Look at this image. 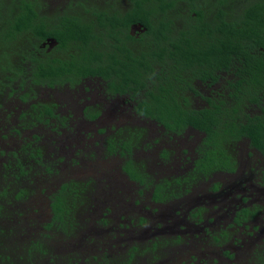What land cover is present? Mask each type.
<instances>
[{
  "label": "trees",
  "instance_id": "obj_1",
  "mask_svg": "<svg viewBox=\"0 0 264 264\" xmlns=\"http://www.w3.org/2000/svg\"><path fill=\"white\" fill-rule=\"evenodd\" d=\"M132 1L126 13H103L78 1L85 12L72 14L50 10L44 0H0V120L8 103L17 100L14 106L27 110L31 124L21 130L12 126L11 134L3 135V141L17 139L21 146L0 147V264L88 260L70 250L60 254L66 240L81 234V216L91 201L83 181L59 182L61 175L53 176L59 172L56 162L47 164V149L32 135L35 121L48 124L43 127L49 131L59 129L49 126L57 116L53 103L39 99L43 88L99 78L113 94L129 95L138 114L166 131L182 134L190 127L204 133L200 173L206 177L235 171L233 146L244 139L264 158V0ZM136 23L146 28L140 37L132 34ZM48 38L66 54L48 53ZM137 39L141 42L134 43ZM198 82L219 84L205 98L208 108L191 104L193 95H200ZM123 130L109 139L110 148L128 155L125 171L132 180L148 183L146 172L130 168L141 133L128 127L126 137ZM168 190L158 184L154 199ZM136 249V258L114 263L107 253L94 258L138 264L142 250ZM256 264H264V251Z\"/></svg>",
  "mask_w": 264,
  "mask_h": 264
},
{
  "label": "flooded vegetation",
  "instance_id": "obj_2",
  "mask_svg": "<svg viewBox=\"0 0 264 264\" xmlns=\"http://www.w3.org/2000/svg\"><path fill=\"white\" fill-rule=\"evenodd\" d=\"M78 1L85 5L95 4L103 11V13L109 12L110 10L112 12L126 13L133 8L134 4L132 0H74V2H72V0H44V4L50 10L59 8L58 10L62 13L68 12L75 14L76 10H82L85 12L84 8L82 9L77 6L76 3ZM69 5L70 7H68ZM167 11L169 12V8ZM54 16L57 17L56 13ZM131 29L133 32L132 34H137L138 37L142 35L141 33L144 34L146 31V28H143L142 24L139 23L134 24ZM140 42L141 40L137 39L134 43ZM73 45L71 44L70 46L71 52H74ZM44 46L48 53H57L59 51L61 54H66V48L59 50V42L53 38H48ZM218 89L219 84L208 87L204 85L203 82H198L197 90L200 95H193L192 98L195 102H191L192 106H195L197 109L208 108L209 105L205 98L210 97L212 92ZM43 90L50 95L52 99L45 100L43 98L42 101L53 103L52 108L57 116L56 118H51V125L49 126H51V128H59L58 130L62 134V136H60L51 133V130L49 131L48 127H43L48 126L45 122L35 121L32 123L34 126L32 135L34 133L38 135L40 143L47 149L45 151L46 154H58V143L60 138L67 137L68 134L69 137L72 136V133L75 131V126H92V123L104 117V108L117 105L113 110L116 114H119V117L115 118L126 123L124 127H144L139 130L141 137L137 140L138 146L133 150L132 154L135 156V154L139 152L141 154V157H139L140 162L132 157L133 164L132 167L130 164V168L138 169L139 167L141 171L147 173L148 169L153 167L163 175L174 176L169 179L162 176L156 181H152L150 178V182L144 184L132 180L125 171V167L130 161L128 155L123 156L119 151L116 152V150L113 153V149H111L109 143H107L106 147H104V156H108V158L119 156L122 159V163L115 169V171L118 176L123 178L125 183L120 186L117 182L111 183V181H108L104 186V191L108 192L107 189L114 185L117 187V189H115L117 192L116 195L119 196V194L124 191L123 189L126 182H128V184L137 185L140 194H144L147 191V188L152 187L153 192L151 194V200L155 205L160 207L163 215L158 217V215H155L156 211L151 209L147 218L134 217L130 212L125 214L122 213V203L119 204V207H121L119 210H122L118 212V214H114L113 211L117 206L114 199V204H106L103 207L104 211L99 215H94L97 208H94L93 199L95 197L99 198L98 196H102L104 192L101 190V193L98 194L100 189L93 181H90V179H81L85 180L83 181L86 184V186H84V189L86 190L85 194H87L91 201L89 209L86 210V214H91H85L84 216H81V219L87 217L91 224L94 225V229H91L88 232H85V230L82 229L80 232L82 234H77L76 237H73L71 240H76L77 243H80L79 247L78 245L74 246L75 250L73 252H80L83 254L84 258L91 256L94 259L88 262L84 261V264H104L100 257H98V259L94 258L99 256L96 252V250L99 249L102 250L103 253L109 254L111 259L114 257L112 254L119 255L118 252H122V250H124V253L126 254V259H129L133 254L136 258V248H139V246L136 245V242L130 243L131 245L127 246V249L125 247L126 244L124 242L130 240L125 239L127 234L125 231L127 228L122 232L120 230H113L116 231L117 234L103 237L102 231H108L110 226L118 227L120 229L125 226L128 227V225L125 224L124 226L121 225L125 222V218L130 219V226L135 228L136 233L143 237L145 236L148 227L152 226V228H154L149 236L151 246H148L147 248L148 252H151L152 255L166 252L178 255L184 250L190 248L195 240H200V243L204 244L202 247L222 253V256H224L226 261L236 264V256L232 255L231 251L224 252V244L227 243V241L232 240L233 247L237 246L239 247L237 250H244L243 247L245 243L249 241L252 243L258 238V231H260L259 228L253 229L252 232L248 234V237H246L247 240H245V238H237V236L233 234L234 232L231 231L220 232L222 225L220 218L223 216L226 217L230 212V221L232 224L229 226V230L236 228L239 229L247 223L252 222L255 218L262 219V217H264V201L259 200L257 203L255 201V196H264V158L260 151L251 147L250 140L244 139L233 146L236 149V153H234L237 155L235 171H215L206 177L200 173L201 158H203L205 147L207 146L205 142L206 135L204 133L190 127L182 134H175L166 131V129L158 122L148 118L144 119L138 114L135 109L137 104L130 99L129 95L113 94L106 86V83L99 78H88L79 84L71 85V83H66L62 87H55L53 89L43 88ZM57 95H67L68 97L66 98L70 101V104H72L71 106L74 105L80 107L81 114L76 116L69 110L65 115L60 113L59 110L61 105H59L56 100ZM67 104L69 105V103ZM13 108L14 109L10 108V110L4 115V122L7 123V127L13 126V128L21 130L25 125L30 126V114H27V110L21 111V109H17L15 106H13ZM10 112L13 113L10 114ZM77 130L78 129H76V131ZM22 133L26 135V132ZM7 134L10 135L11 130L7 131ZM13 137L18 138L17 136L11 135L10 139ZM0 140H4L3 136H0ZM15 141L18 140L16 139ZM113 147L115 148V146ZM50 148L54 149L50 150ZM201 152L203 154H200ZM90 158H92V156H90ZM258 158L260 160H257ZM246 172L248 178L241 180L242 178L239 175L245 174ZM110 173L115 174L112 170ZM219 174H225L228 178L224 180L216 179ZM167 182H169V186L167 185ZM161 183L164 184L165 188H169V190L165 191L159 200H155L154 191L157 185ZM204 184L206 185L202 187ZM191 192L193 193L192 199L188 197L192 194ZM111 197L112 193L110 192L108 198ZM135 206L138 207L141 212H146L151 208L140 205V201L135 203ZM219 212L223 213V215H218ZM116 216L120 221L114 225L113 220L117 219ZM163 216L169 217L170 221H164L161 219ZM96 220L97 224H101L102 231L100 228H97L96 222H94ZM80 222L81 226L85 228L86 218ZM244 229L249 231L247 226ZM194 231H201L204 237L201 238L193 235ZM138 235L137 237H133L136 241L141 239ZM193 237L194 240L191 244V239ZM261 242L264 244V240H261ZM119 244H122L123 246L118 247ZM111 251L114 253H110ZM263 251L264 246L252 247L249 252V254L251 253L250 258L248 257L250 263L252 262V264H256L258 255ZM163 259L165 262H160V264H165L169 258ZM192 259L193 257L190 258V260ZM114 262L115 261H113V263ZM196 262H199L198 259H196ZM205 262L207 263V261ZM200 263L202 262H199V264Z\"/></svg>",
  "mask_w": 264,
  "mask_h": 264
},
{
  "label": "rangeland",
  "instance_id": "obj_3",
  "mask_svg": "<svg viewBox=\"0 0 264 264\" xmlns=\"http://www.w3.org/2000/svg\"><path fill=\"white\" fill-rule=\"evenodd\" d=\"M66 97L68 96L67 95H57L56 97L57 102L59 103V105H61L59 112L65 115L66 112L69 110V111H72L76 116L81 114V110L79 109L80 107L74 106V105L71 106L72 104H70V101ZM43 98L45 100L52 99V97L48 95L44 90L41 91V94L39 93V99L43 100ZM35 101L36 100H33L32 102H35ZM19 103L20 102L15 100V102H13L12 104L10 102L8 104L11 107V109H14L13 106L15 104L19 105ZM67 103H69V105ZM115 106L117 105L107 106L106 108H104L103 109L105 113L104 117L92 123L91 124L92 126H89V127H86L84 125H82L81 127L75 126L74 127L75 131L72 133V136L69 137V134H68L67 137H62V139L60 138L59 143H58V146H59L58 154H46V157L48 158L47 164H55L56 162L57 169L60 173L58 172V174L56 175L53 174V176L59 177L61 175V179H60L61 181L59 182H66L72 179L76 181L77 180L85 181V180H81L83 178L90 179V181H93L97 185V187L100 189L98 194L101 193V190L104 192L102 196H98L99 198L95 197L93 199L94 208H97L94 215H99L102 211H104L103 207L106 204L109 205V204H114V202H116L115 204H117V206L115 207V209L113 208L114 214H118V212L122 210V209L119 210V208H121L119 207V204L122 203V206H123L122 213L124 214L130 212L132 213V216L134 217L147 218V215L150 214L151 209H154L156 211L155 215H158L159 217L160 215H163V214H162V211L160 210V207L155 205L151 200V194L153 192L152 187L147 188V191L144 194H140V190H138L137 185L128 184V182H126L125 187L123 189L124 191H122L119 194V196L116 195L117 192L115 191V189H117V187L114 185L111 186V188L109 187L107 189L108 192L104 191V186L107 184L108 181H111V183L117 182L120 186H122V184L125 183L123 178L121 176H118L115 171V169L118 168V166L122 163V159L119 156L109 157V158L108 156L107 157L104 156V147H106V144L108 143L109 139L112 137H115V133L122 131V129H124L122 135L127 137L128 135H127V132L125 131H127L126 129L128 127L131 129L133 128L137 130L144 128L143 126L142 127H138V126L137 127L135 126L124 127L126 123L122 122V120L119 121L118 118H115V117H119V114H116L113 110L116 108ZM10 129L11 127H7V123L4 122V120L0 121V133H1L0 136L5 135L7 131H9ZM76 129L78 130L76 131ZM51 133L62 136V134L58 130L51 129ZM9 146L18 148L21 145L19 144L18 141H15V140H7V141L0 140V147H6L7 149H11V147ZM53 149L54 148H50V150H53ZM118 151L120 153V149ZM90 156H92V158H90ZM132 157H134L135 159H137V161L140 162L139 157H141V154L137 152V154H135V156H132ZM257 160H260V159L258 158ZM111 170L112 172L114 171L115 174L110 173ZM147 173L152 181L153 180L156 181L157 179H160L162 176H164L165 178L167 177V179H169L170 177H174L173 175H166V174L163 175L159 173L153 167H151V169L149 168ZM226 176L227 175L225 174H219L216 177V179L224 180L228 178ZM239 176L242 178L241 180L248 178L247 172ZM205 185L206 184L202 185V187ZM139 189H142V188H139ZM110 192L112 193V197L108 198V196L110 195ZM188 197L192 199L193 193L190 194ZM113 199H114V202H113ZM259 200L264 201V196L263 195L255 196L256 203L259 202ZM138 201H140V205H143L147 208L149 207L151 208H149V210H147L146 212H141L140 209L135 206V203H137ZM87 214L90 215L91 213H87ZM218 215H223V213L219 212ZM85 218H86V222H85L86 226L85 228L83 227L82 228L83 230H85V232H88L89 230L94 229V225L91 224V222L88 220L87 217ZM85 218L81 220H84ZM230 218H231V212L226 217L223 216L220 218L222 222L220 232L222 231L230 232L231 231V232H234L233 234H235L237 238H245V240H247L246 237H248V234L252 232L253 229L259 228L260 230L258 231L259 236L254 242L251 243L249 241L245 243L243 247L244 250H237L239 248L237 246L233 247L232 240L227 241V243H225L223 246L224 252L231 251V254L236 256V260H235L236 264H252V262L250 263V260L248 259V257L250 258V255H251V253L249 254L250 249H252V247H255V246L257 247L264 246V244L261 242V240H264V217H262V219L255 218L253 219L252 222L247 223L245 226L239 229L236 228V229L229 230L228 228L232 224V222L230 221ZM161 219H163L164 221H170V218L166 216L161 217ZM129 220L130 219L125 218V222L121 224L122 226H124V224L128 225V227L125 226L120 229L118 227L110 226L108 231L107 230L102 231L101 224L100 223L97 224V220L94 222H96L97 228H100L101 231L103 232V237H108V236L117 234V232L113 230H118V231L120 230L122 232L125 230V228H127V230L125 231L127 233L125 239H130L131 241L126 240L124 242L126 244L125 245L126 249H127V246L131 245L130 243L136 242V245L139 246L142 250V252L140 251V256L138 258L139 259L138 264H160V262H165L163 261L164 260L163 258L165 259L169 258L165 264H188L189 262H190L189 264H199V262H202L200 264H207V263L208 264H232L231 262H228L224 259V256H222V253H218V252H215L214 250H210L209 248L206 249L202 247V245L204 244L200 243V240H195L193 245L190 248L184 250L182 253L178 255H173V253L171 252L157 253L155 255H152L151 252L147 251V248L148 246H151L149 236L151 235L154 228H152V226L148 227L147 232L145 236L143 237L142 235H138V233H136L135 228H132L130 226ZM113 221H114L113 224L115 225L120 221V219H118L117 217V219ZM224 225H227V226H224ZM246 226L248 227L249 231L244 229ZM223 227H226V228H223ZM30 231L32 232L31 229ZM137 235L138 237H141V239L138 241H136L133 238L135 236L137 237ZM193 235L199 236L201 238L204 237L201 231H194ZM259 238H262V239H259ZM193 240H194V237L191 239V244ZM77 245L79 247L80 243H77L76 240L69 239V240H66L65 243L62 244L60 248H59V245H57L56 247L59 248L60 254L63 253L67 255L69 252L68 250L70 249V251L73 252L75 250L74 246H77ZM119 246L122 247L123 245L119 244L118 247ZM96 252L98 255L104 254L102 250L100 249L96 250ZM110 253H114V252L111 251ZM118 253L119 255L112 254V256H114L113 257L114 261H121L122 259L124 260L126 258L125 257L126 254L124 253V250H122V252L119 251ZM73 255L74 257L80 256L84 258L83 254H81L80 252H74ZM192 257L193 259L190 260V258ZM152 258H156V259H152ZM196 259H198L199 262H196ZM91 260H94V259L90 256L88 257L87 262ZM205 261H207V263ZM79 263L84 264V261L81 260Z\"/></svg>",
  "mask_w": 264,
  "mask_h": 264
}]
</instances>
